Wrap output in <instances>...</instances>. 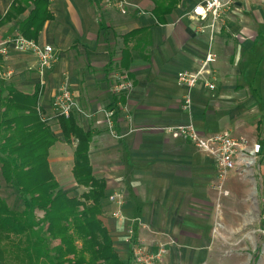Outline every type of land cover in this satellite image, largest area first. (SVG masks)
Returning <instances> with one entry per match:
<instances>
[{
    "label": "crops",
    "instance_id": "0c3cea01",
    "mask_svg": "<svg viewBox=\"0 0 264 264\" xmlns=\"http://www.w3.org/2000/svg\"><path fill=\"white\" fill-rule=\"evenodd\" d=\"M13 1L0 0V42L17 34L18 22L28 12L6 19ZM200 1L181 0L183 8H174L163 23L156 24L152 0H127L123 11L114 0L111 4L49 0L52 17L44 22L36 41L51 44L57 60L46 74L40 103L50 109L48 97L52 99L56 87L66 79L78 103L92 112L88 119L78 115L76 119L92 133L88 156L94 175L105 180L106 193L123 197L125 220L113 221L119 238L124 223L131 226L136 217L139 222L134 232L147 245L152 242L147 230L156 241L166 230L181 235L184 250L192 246L185 237L201 241L208 234L210 224L202 219V210L218 199L213 188L215 159L188 139L164 129L186 122L187 117L202 135L228 130L260 143L255 179L232 170L225 180L228 195L219 200H240L242 215L247 218L250 213L256 222H262L258 211L264 196V1L237 2L221 14L213 28L209 18L189 17ZM139 27L148 29L150 44L142 53V49H129V64L122 66L121 35ZM208 50L216 58L211 65L216 87L211 90L198 83L191 91L193 102L187 113L180 108L186 89L172 83L170 74L196 71ZM124 76L132 81V89L114 94L110 84ZM37 82V61L32 54L12 47L5 56L0 54V87L12 84L31 93ZM103 108L115 110V136L104 124ZM59 133L56 137L61 146L53 148L54 143L50 147L53 156L48 155V162L62 185L55 172L66 179L73 146L64 142L60 129ZM67 183L62 185L67 190L78 189L74 181ZM112 206L104 199L103 219Z\"/></svg>",
    "mask_w": 264,
    "mask_h": 264
},
{
    "label": "trees",
    "instance_id": "16d2710c",
    "mask_svg": "<svg viewBox=\"0 0 264 264\" xmlns=\"http://www.w3.org/2000/svg\"><path fill=\"white\" fill-rule=\"evenodd\" d=\"M180 1L152 0L155 23H163ZM26 9L17 33L37 40L44 22L52 17L49 0H14L6 19L19 18ZM121 39L119 64L126 67L129 49L142 53L150 44L146 28L132 29ZM0 91V174L16 186L22 204L17 211L0 196V264H5L7 254L19 255L25 264H133L130 257H120L102 220L108 193L105 180L94 175L89 161L91 131L84 130L74 115L55 116L64 142L73 146L74 184L84 188L72 194L49 167V149L57 137L43 117V87L37 82L31 93H24L8 84Z\"/></svg>",
    "mask_w": 264,
    "mask_h": 264
},
{
    "label": "built area",
    "instance_id": "2783aa9c",
    "mask_svg": "<svg viewBox=\"0 0 264 264\" xmlns=\"http://www.w3.org/2000/svg\"><path fill=\"white\" fill-rule=\"evenodd\" d=\"M248 1L262 2L264 0H202L192 7L189 17L201 20L209 18L211 21L210 27L213 28L224 11L229 10L237 2ZM104 3L111 4L112 0H104ZM114 3L123 11L127 0H114ZM9 47L19 52H28L35 57L38 82L44 88L46 74L57 60L54 47L48 43H39L36 40L28 39L19 33L8 40L0 42V54L5 56ZM215 59V55L208 50L203 55L200 66L196 71L184 69L176 73L177 84L186 89L180 104V108L183 111L190 112L193 102L191 91L198 83H202L208 89H215V76L211 66ZM110 89L114 94H127L132 89V81L125 76L119 77L111 84ZM50 109L54 116L78 115L81 118L88 119L92 115V112L85 110L75 99L67 80L60 82L56 87L50 103ZM102 113L107 130L115 136V110L113 108H103ZM43 117L45 118L44 115ZM164 129L174 137L188 139L198 150L209 154L215 159L216 172L213 188L216 190L218 201L221 196L228 195V190L225 188V180L232 170L236 169L240 176L255 179L254 175L258 168V157L261 147L259 142L250 141L243 136H234L228 130L202 135L196 130L190 117H187V121L184 123L166 126ZM107 201L114 205V209L110 213L111 216L119 221L125 220L122 212L123 197L119 193H111L108 194ZM260 204L258 217L264 221V196L260 198ZM129 227L130 231H132L131 226ZM258 231L264 237V227L258 228ZM162 250L159 249L155 253L146 254L143 246H134L133 264H155V261L160 260L159 256Z\"/></svg>",
    "mask_w": 264,
    "mask_h": 264
},
{
    "label": "rangeland",
    "instance_id": "374dc122",
    "mask_svg": "<svg viewBox=\"0 0 264 264\" xmlns=\"http://www.w3.org/2000/svg\"><path fill=\"white\" fill-rule=\"evenodd\" d=\"M179 7L177 6L178 9L183 8L184 4L179 3ZM170 77L172 83L177 85L176 73L170 74ZM64 80L66 79H62V81ZM47 101L49 104L52 102V99L48 97ZM43 114L54 133L59 135L58 123L51 109L44 108ZM60 146L61 143L57 140L53 148H58ZM53 148L49 150L50 158L53 156ZM67 150L69 152L70 148L67 147ZM71 164V161L66 163V179H60L57 172H55L62 185H67V182H73L72 174L69 169ZM262 182L264 183V178ZM77 188L78 189H70L72 194H79L84 190L81 186ZM0 196L5 199L10 208L17 211L21 210L22 204L19 200L16 186L13 183H6L1 174ZM110 205L112 206L113 204L110 203ZM229 208L234 209L235 212H231ZM242 208L244 207L241 205L240 200H216L211 208L208 209L205 207V211L202 210V214L204 215L202 219L205 222H209L210 228L208 234L206 233V235L200 239L201 241L195 238V236L185 237V239L190 240L192 246L188 248L192 250H184L180 245L181 238L183 237L181 235L178 236V234L176 235V233L170 230L164 231L160 241H156L152 234H150L151 232L145 228V230H147L146 236L152 240V242L147 245V241H140V239H138L139 236H136V232H134L136 224L139 222L137 217L134 218L135 221L133 219L130 222L132 224L131 229L133 233L130 231L129 223L125 222L122 231L123 234L120 238L117 237L116 233L113 231V221L118 219H114L111 216V211L109 212V209L107 210V216L104 219L102 218V220L104 224L108 226L113 244L123 260L130 257L133 262V247L143 246L146 254L155 253L159 249H163L159 256L160 260L155 261V264H264V237L258 231V228L264 227V221L256 222L255 215L252 216L250 213L248 217L245 218V216L242 215ZM36 215L40 218L42 212L38 211ZM141 229L143 228L141 227ZM189 232L193 233V231ZM134 236L135 240H133ZM140 236L143 237L141 231ZM4 261L5 264H25L20 263L19 255L17 254H7L6 258L4 256Z\"/></svg>",
    "mask_w": 264,
    "mask_h": 264
}]
</instances>
